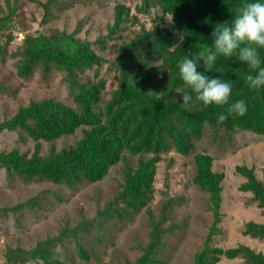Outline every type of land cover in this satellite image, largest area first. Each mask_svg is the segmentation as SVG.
<instances>
[{"label": "rangeland", "instance_id": "374dc122", "mask_svg": "<svg viewBox=\"0 0 264 264\" xmlns=\"http://www.w3.org/2000/svg\"><path fill=\"white\" fill-rule=\"evenodd\" d=\"M37 47L96 57L72 73L52 67L25 74L22 55ZM185 47L191 53L208 48L186 39L167 0H0V153L52 160L80 151L105 127H127L132 135L156 106L188 143L186 151L170 140L160 153L124 148L102 178L74 187L25 182L0 159V264H44L33 250L49 240L55 258L68 264H255L254 256L264 258V132L245 127L264 112L260 94L233 84L232 99L246 100V115L193 133L182 110L204 107L180 77ZM220 69L217 75L233 83ZM178 86L192 95L187 107L174 97ZM82 90L93 97L98 122L52 139L34 138L12 123L22 109L44 101L80 113L76 92ZM139 176L140 201L131 203Z\"/></svg>", "mask_w": 264, "mask_h": 264}, {"label": "trees", "instance_id": "16d2710c", "mask_svg": "<svg viewBox=\"0 0 264 264\" xmlns=\"http://www.w3.org/2000/svg\"><path fill=\"white\" fill-rule=\"evenodd\" d=\"M167 3L181 19L186 39L198 41L209 47L213 39L211 34L217 24L230 21L245 0H167ZM182 54L185 57L192 53L185 47ZM95 57L93 53L73 55L59 48L37 47L23 53L20 66L25 74L35 71L36 68L48 70L52 67L72 73L84 70ZM217 67L230 73L233 84L238 90L251 89L246 83L248 69L235 57H219ZM213 74L217 75V73ZM252 90L260 94V103L264 106V88ZM89 94L86 90L76 92V98L81 107L80 113L63 104L44 101L22 109L12 123L23 126L34 138H56L73 131L83 123L98 122L94 99ZM219 108L211 105L202 111L184 109L182 117L187 120L193 133L198 132L200 126H205L206 120L209 121V127L212 129L235 124L236 119L233 116L218 124L217 114L222 112ZM145 118L143 116L142 121L135 126L132 135L129 134L127 127L116 130L105 127V130L89 139L80 151L66 153L64 156L59 155L52 160L39 157L19 160L15 156L3 153H0V159L5 163L10 174H16L25 182L53 180L74 187L86 180L95 181L102 178L109 167L119 160L124 148L160 153L166 146L167 140H170L180 150H187L186 133L170 122L165 116V110L156 106L152 109L150 119ZM245 124V127L250 126L264 132V112L258 118H249ZM136 136H142L139 142L136 141ZM141 180L139 176L137 181L131 184L130 192L133 196L131 203L140 201L136 194ZM33 254L44 264H68L61 263L55 258V251L51 248L50 240L35 248ZM81 254L86 255L83 250ZM253 262L264 264V258L254 256Z\"/></svg>", "mask_w": 264, "mask_h": 264}, {"label": "clouds", "instance_id": "9594fccd", "mask_svg": "<svg viewBox=\"0 0 264 264\" xmlns=\"http://www.w3.org/2000/svg\"><path fill=\"white\" fill-rule=\"evenodd\" d=\"M166 17L171 23L173 14ZM211 36L208 48L183 57L178 67L184 85L191 89L202 107L216 105L226 109L217 114L216 122L221 124L230 116H245L248 105L245 99H232L234 86L230 80L213 74L221 71L217 67L219 57H235L248 69V86L255 90L264 88V0H245L230 21L217 24ZM191 93L178 86L174 97L176 100L179 97L187 107L192 101ZM204 123L210 126L209 121Z\"/></svg>", "mask_w": 264, "mask_h": 264}]
</instances>
